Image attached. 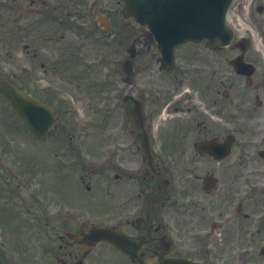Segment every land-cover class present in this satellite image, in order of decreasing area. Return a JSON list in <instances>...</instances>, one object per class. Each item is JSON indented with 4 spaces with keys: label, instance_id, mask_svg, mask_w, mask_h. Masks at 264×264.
Instances as JSON below:
<instances>
[{
    "label": "rangeland",
    "instance_id": "374dc122",
    "mask_svg": "<svg viewBox=\"0 0 264 264\" xmlns=\"http://www.w3.org/2000/svg\"><path fill=\"white\" fill-rule=\"evenodd\" d=\"M87 1H84V4ZM121 7L122 2L120 0H98L92 17L96 16L95 18L102 23L107 21L103 15L111 17L112 27L115 26V34H118V29L121 27L119 21V18L122 17ZM81 9L83 12L84 6ZM92 17L89 19H92ZM82 21L84 20L79 19L77 24H82ZM129 21L131 30H133L134 22L133 20ZM92 24V27H94V23ZM94 29L98 33V38L104 37L105 33L98 25ZM87 36L79 38L78 35H73L67 31L63 40L64 47L67 49L75 48L82 44L90 50H78L77 63H74L75 65L68 67V69L61 68V71L58 70L59 68L51 67L50 63L56 62L59 57H63L66 50H23V48H18L15 45L14 47H7L5 44L0 48V72L15 83L24 85V89L27 88L28 93L37 99L46 101L53 108L59 109L57 111L59 123L56 126L59 127V130L54 131L53 136H47L44 141L36 139L23 126L22 121L15 114L13 115L12 110L5 101L0 99V144L2 148L0 253L8 262H12L13 257L14 264H29L31 262L33 242L35 243L38 240L43 242L42 237L39 239V235L42 236L43 234V220L38 224L36 218L42 217L39 213L48 208L51 209L47 211L53 213L57 206H64L59 204L60 198H62V202L65 200L72 201L74 205L82 206L93 214L112 211L111 205L109 206L105 200H102V191L97 192V198L94 200L92 194L83 189L81 185L76 182L69 183L72 180V171H79L85 179L84 185L89 186L90 190L93 189L92 183L97 177L103 176L106 186V181L109 180L112 171L108 167L100 165V156L104 153L106 145L110 144L111 138L114 135H119L115 131L116 127L121 125L126 127V124L127 127H132L131 121L122 114L123 108L113 115L109 113L110 102L113 98L111 90L118 86L124 75L121 65L126 56L125 48L127 44L124 46L126 39L116 37L124 43L123 46L117 47L116 39L112 42L110 48L100 50L96 47L98 50H94L91 48L93 44ZM254 45H256L255 41ZM187 47L194 48L191 50H200L199 56L205 58L202 62L206 64V68L204 74L202 71L197 72L194 70L192 72L194 81H187L183 84V87H176L177 83H174L171 75L160 73L158 64L153 58L146 59L139 67L137 66L134 72L135 79L140 86L146 87L147 95L144 94L149 96L150 100L152 99L149 94L150 90H159L157 93L159 94L165 89H183L191 96L189 100L183 98L179 103H176V101L173 102L172 96L176 92H172V95L165 100L171 102L167 105L169 108L166 107L168 112L165 113L164 120L160 119L159 113H164L167 103L163 105L158 113V105L154 102H147L148 105L146 111H144L146 116L153 109L156 110L153 118L147 119V126L150 122L153 129L158 128L157 130L154 129L157 140L160 141L163 138L169 141L171 135L181 131L177 125L178 121L175 119L177 115L169 109L175 111L176 108L184 107L185 104L188 105L189 103L194 105L196 110L207 111V115L209 113L212 115L211 117L226 119L227 121L224 123L234 122L232 125L219 127L236 136L241 149L243 148L245 160L256 168L259 179L264 180V166L258 167L259 164L264 162L251 155V152L263 145L261 140L264 131V47L249 50L248 55L253 56L258 61L256 71L251 77L252 84L249 87L246 86V79L236 76L228 65V60L235 55V52L222 49L221 52L213 55L205 51L202 44ZM68 51L72 52L74 50ZM78 54L82 58V63ZM99 58H101V62L97 64L96 60ZM44 60L47 63L45 66V69L48 68L47 71H44V67L41 66ZM176 74L179 78V74L177 72ZM100 84L104 88L95 92L98 88L92 89V87ZM87 87L88 92H85ZM224 88L227 89L229 98L221 103L226 104V110L221 105L213 104L209 100L212 97L222 100V98L219 99V95H221L220 93ZM215 91H218L219 94H216ZM93 95L95 97H92ZM204 95H207L208 100L203 98ZM104 96L109 97L106 102L103 101ZM256 96L261 102L260 106L255 104ZM104 107H107V109H104ZM66 109V112H62ZM185 115L186 113L177 117L179 119V117L182 118ZM63 126L75 128L74 137H71L73 140L71 144L73 150H76V155L73 150L71 152L67 151L65 148L67 142L60 139L63 138V133L60 130V127L63 128ZM173 129L174 132L172 133ZM121 135L127 140L128 136H125L124 133H121ZM98 137L99 143H97L99 141ZM127 142L131 144V141L127 140ZM255 142L258 145L254 148ZM5 143L10 145L9 150H5ZM162 146L155 148V144H153V148L152 145L151 148L158 153L160 149L163 150ZM132 147L131 145L129 148ZM170 149L167 148L166 150L170 151ZM166 153L170 155L167 151ZM126 154L128 157H126ZM171 154L170 159L173 158V152ZM138 157H140L139 150L130 153L129 150L125 149L123 153V159L130 163L129 167ZM76 159H80L77 165L75 164ZM64 180L68 181L65 182ZM12 206L14 211L16 208L20 212V218H22L18 222L19 229L11 224L14 220ZM26 207L28 210L25 212ZM260 216L262 215L260 214ZM262 236L264 237V231ZM261 247L263 246L258 247V252ZM257 262L258 264H264V258L260 257L259 254Z\"/></svg>",
    "mask_w": 264,
    "mask_h": 264
},
{
    "label": "flooded vegetation",
    "instance_id": "af4514ba",
    "mask_svg": "<svg viewBox=\"0 0 264 264\" xmlns=\"http://www.w3.org/2000/svg\"><path fill=\"white\" fill-rule=\"evenodd\" d=\"M23 1L11 0L7 5L0 0V6L14 8ZM26 2L32 7L27 27L32 34L28 40L29 50H47L38 33L52 32L62 37L66 18L61 14L66 12V4L64 0H57L54 5L49 0ZM56 11L59 18L52 16ZM73 13H77V9L69 12ZM228 19L237 40H243L247 50L255 48L253 39L257 46L264 47V0H234ZM48 20L52 26L47 24ZM102 28L111 31L109 25ZM138 30L134 27L132 33L127 34L132 39L136 59L154 58L159 62L160 55L151 52L153 43L145 30ZM248 54L245 53L246 61L258 62ZM195 55L191 49H178L177 63L169 72L172 80L194 81L190 66L201 60ZM186 106L175 109L189 115L187 126L182 129L185 126L182 121L179 136L172 138L176 158L168 165L150 153V159L141 158L146 165L141 170H136L138 160L134 162V169L126 160H116L107 188V204L112 211L95 213L91 223L107 220L116 226L127 236L131 253L140 258L141 264L252 263L256 249L264 245V239L260 238L264 224L260 227L258 223L259 214L264 212V180L257 178L256 168L245 160L243 148L234 134L229 133L233 145L227 156L219 159L217 152L205 151V143L209 141L221 149L228 133L224 128L211 126L212 121L201 113L196 116L198 114ZM263 166L264 163L258 165ZM1 172L0 161V176ZM80 182H85L83 177ZM85 188L90 189L86 185ZM50 209L36 218L38 224L43 220L44 225L39 239L43 237V241L55 245L48 243L43 249L46 258L43 264H138L107 242L86 245L87 241L78 237L79 230L84 234L86 224L79 222L75 226L73 219L59 217L66 214L62 210L55 212L58 217H52V212L47 211ZM89 214L87 219L92 217ZM102 244L105 246L98 249Z\"/></svg>",
    "mask_w": 264,
    "mask_h": 264
},
{
    "label": "water",
    "instance_id": "95a60500",
    "mask_svg": "<svg viewBox=\"0 0 264 264\" xmlns=\"http://www.w3.org/2000/svg\"><path fill=\"white\" fill-rule=\"evenodd\" d=\"M230 0H188L172 6V20L165 17L163 23L167 28L161 30L160 23L154 20H142L149 23L150 29L158 39L159 44L165 54H171L174 46L186 40L198 41L202 38L208 39L206 45L215 48L213 38L215 29L225 31L223 16ZM125 13H129L140 19L143 15L155 14L159 9L156 0H126ZM185 10L184 14H180L178 10ZM128 10V11H127ZM160 13V11H158ZM186 28L181 31L179 26L187 23ZM187 32L191 35H187ZM225 41L224 43H227ZM164 54V55H165ZM167 59V57H166ZM235 66H239L237 61L232 62ZM237 68V71L240 72ZM248 73V72H241ZM0 93L14 107V109L22 116L30 129L37 135L42 136L46 132L47 127L53 122L51 110L41 104H38L24 92L12 86L9 82L0 76ZM109 230H101V237H106ZM262 253H264L262 251Z\"/></svg>",
    "mask_w": 264,
    "mask_h": 264
}]
</instances>
